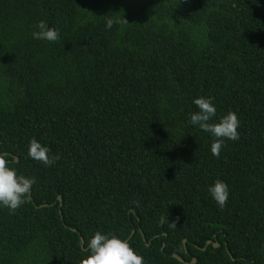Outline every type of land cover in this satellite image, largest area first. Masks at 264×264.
<instances>
[{
    "label": "trees",
    "instance_id": "1",
    "mask_svg": "<svg viewBox=\"0 0 264 264\" xmlns=\"http://www.w3.org/2000/svg\"><path fill=\"white\" fill-rule=\"evenodd\" d=\"M198 96L240 120L218 157ZM0 153L35 178L0 208V264H82L97 231L144 264H264V0H0Z\"/></svg>",
    "mask_w": 264,
    "mask_h": 264
},
{
    "label": "clouds",
    "instance_id": "2",
    "mask_svg": "<svg viewBox=\"0 0 264 264\" xmlns=\"http://www.w3.org/2000/svg\"><path fill=\"white\" fill-rule=\"evenodd\" d=\"M105 16L107 29H111L115 23L120 22L115 17ZM124 22L127 21L124 20ZM36 29L32 33L33 39L55 42L60 37L59 30L50 27L45 21H39ZM192 103L197 111L189 114V123L210 134L213 138L210 152L218 157L226 141L239 139L238 115L234 111H228L217 117V108L211 97H194ZM26 155L45 167L52 166L60 159L58 154H52L51 149L35 137L29 140ZM34 184V177H26L9 167L6 154L0 153V208L15 212L21 205L28 202ZM207 190L218 207L223 208L226 205L230 196L226 182L217 179L208 186ZM170 224L175 227V222ZM82 264H144V258L135 252L127 240L111 233L97 231L87 241V255L82 259Z\"/></svg>",
    "mask_w": 264,
    "mask_h": 264
},
{
    "label": "water",
    "instance_id": "3",
    "mask_svg": "<svg viewBox=\"0 0 264 264\" xmlns=\"http://www.w3.org/2000/svg\"><path fill=\"white\" fill-rule=\"evenodd\" d=\"M18 161V159H16ZM61 200V198H60ZM184 243H185V246H186V243H187V240H184ZM211 244V242H208L207 246ZM85 243L83 241V247H84ZM207 246L203 249V250H206ZM215 247H219V244L215 243ZM174 258H176L177 260H179L180 262L184 263V259L178 255H174ZM197 260L196 259H193L192 263H195Z\"/></svg>",
    "mask_w": 264,
    "mask_h": 264
}]
</instances>
